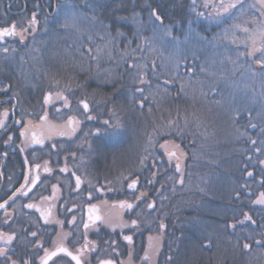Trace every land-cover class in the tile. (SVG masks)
Instances as JSON below:
<instances>
[{"label": "flooded vegetation", "instance_id": "flooded-vegetation-1", "mask_svg": "<svg viewBox=\"0 0 264 264\" xmlns=\"http://www.w3.org/2000/svg\"><path fill=\"white\" fill-rule=\"evenodd\" d=\"M86 3V0H0V28L15 23L17 32L27 29L23 32V41L20 35L0 39V121L3 122L0 124V204H4L0 208V250L7 252L6 256H0V264H11L13 260L16 264H41L45 250L57 252L48 264H76L72 255H77L81 264L102 261L185 264L186 253L183 252L184 259L180 260L184 249L178 248L185 241L199 245L195 264L236 263L237 257L232 254L239 243L236 217L231 209L230 198L234 194L229 189L231 172L228 176L222 174L220 154L213 171L217 181L215 231L211 234L168 231V148L163 152L156 148L149 153L139 151L126 169L115 170L111 165L112 154L121 153L127 131L124 123H120L121 127L113 132L111 125L116 123L105 124V115L99 111L94 113L101 106L93 109L88 100L100 90L92 88L91 73H49L46 78L38 71L40 67L35 65V58L29 56L32 44H38L39 38L58 30L61 12L72 6L84 11ZM204 4L195 11L202 30L211 31L214 36L218 30L230 29L236 24L233 16L237 11L232 10L220 23L208 18L206 10L210 8ZM33 13H36V24L29 27ZM244 17L250 30L254 20L264 21L260 12L251 6ZM245 46L244 60L236 61L235 65L243 61L245 73L249 75L245 82L248 89L256 91L257 86L263 85L264 91V72H252L253 56L248 55L252 44L245 43ZM201 56L182 58L184 75L190 73L203 78ZM238 71L234 72V80L242 75ZM254 79L262 82L253 86ZM222 83L215 87L214 93H219ZM46 95L49 96L47 103ZM81 101L88 103L87 111ZM252 111L253 108L246 109L241 113L242 119L234 123H258L250 119ZM133 130L136 131L135 125ZM149 132L154 140L156 129L153 127ZM187 161L188 157L182 158L181 164ZM26 175L38 177L36 183L26 182ZM133 180L136 186L129 188ZM21 185L26 187L21 189ZM149 203L153 208L147 207ZM29 204L33 207H27ZM128 204L133 207L128 208ZM134 219L136 226L131 224ZM161 223L165 225L163 229L159 227ZM32 232L37 235L33 237ZM9 235L14 238L6 243ZM125 236L132 237L131 244ZM209 236L213 242L204 241ZM61 248L67 252L59 251ZM217 248L221 249L215 253ZM240 249L247 254L248 249L242 245Z\"/></svg>", "mask_w": 264, "mask_h": 264}, {"label": "rangeland", "instance_id": "rangeland-1", "mask_svg": "<svg viewBox=\"0 0 264 264\" xmlns=\"http://www.w3.org/2000/svg\"><path fill=\"white\" fill-rule=\"evenodd\" d=\"M166 2L167 0H154V5L159 11L167 13L168 5H166ZM212 2L214 0L209 1L210 4ZM190 3L192 6L187 10L190 11V14L192 12L195 14L197 13L195 12L197 7L202 6L205 0H192ZM254 3L255 0H241L237 8L233 9L235 11L239 10L233 16L234 19L236 18V24L234 25L247 27L243 21L245 11L248 10L249 6L257 10L256 7L252 6ZM209 8L210 10H206L207 13L212 11L211 7ZM86 14V11L79 10L76 6L66 8L61 12L57 23L58 30L50 32L47 37L39 38L36 41L38 44L34 43L30 46L29 56L35 58L34 61L37 62L35 65L40 67L38 71L42 72L44 77L47 78L49 73L60 75L73 72L82 73L89 64L86 61V57L89 55L95 57L92 63L94 69L92 71L93 78H102L101 82H104L107 76L113 82V79L117 77L116 71L118 67L114 64L115 50H112V45L115 47L120 40L116 39L115 41L114 37L110 39L109 32L106 33L99 30L98 24H94L97 22L91 20ZM199 18L198 16L195 17L197 23H199ZM256 22L257 20H254L253 24ZM257 23L252 26V31L259 27L260 21ZM150 30L153 35L151 34L152 36L144 38V41L149 42V45L145 46L144 41L141 40L138 44V47L140 46L138 49L140 56L130 53L133 55L132 58L135 56L141 57L148 50V56L154 55L151 58L156 60V64L154 62L148 63L147 60L145 63L141 61V64H139L140 75L144 79L143 82L140 80V85L138 83L136 89H142V91H139L140 96L146 100L141 104V107L132 106L131 92L124 88L120 90L121 101L117 104V111L108 112L109 117L111 116L109 122L117 123L119 121V123H124L127 131L123 137L124 148L121 153L120 151H115L112 154L111 165L115 170L119 167L126 169L127 166L131 165L139 151L141 153H149L155 151L156 148V151L163 152L165 148H168V151L172 149L179 154L182 151L179 148L177 149L176 145L170 140L174 136H168L175 132L181 134L182 129L184 131L187 129L193 131V137L199 140L200 144H204L205 148H213L214 145L217 147V144L221 142L229 143L233 138L237 139L242 133L236 135L237 129L233 121L235 113L239 112L235 117L238 120L239 118L242 119L243 116L240 112L246 109L253 108L257 112L260 108L264 110L263 85L257 86L256 91L248 89L245 82L249 79V75L245 73L247 69L243 68V61L235 65L236 61L244 60L245 58L246 51L244 53L242 51L246 48L245 43L248 46L251 44L249 35L243 32L241 28H235L227 34L225 31L220 32L218 30L208 43L201 41L200 35L197 38L192 28H189L186 36L181 31V36H177V38L171 35L170 29L165 26L161 28L160 26H155V28ZM260 46L258 41L256 47L259 48ZM172 50H175L178 55L197 52L190 55L193 57H201L200 54L203 53V78L198 79L197 75L192 76L190 73H186L185 76H187L188 82L183 80L181 66L185 61L184 59H179L176 53L173 52L171 54ZM261 53L264 52L257 51L253 55V62H251L253 73L256 71L264 72V65L256 63L257 60L264 56ZM101 59L109 61V63L103 64ZM173 59L175 61L178 60L179 64L178 62L176 64L173 63ZM116 60L119 61L117 58ZM172 64H175L174 71ZM124 65L122 64L120 71L131 72L132 69L124 68ZM133 68L134 70L129 77L130 80L137 76L135 71L138 67L133 66ZM235 71L242 72V75H238L239 79L237 80H234ZM176 78L180 87H187L178 89L176 95H172L169 89L171 90L174 84L170 83V81L172 82ZM157 79L159 80L157 81ZM160 80H163V82H160ZM259 81L262 82L260 79H254L251 85H257ZM169 83L170 86L168 88L167 84ZM219 83H222L219 87V93L218 91L214 93L213 90ZM215 97L219 98L215 100ZM94 113L97 114V110ZM103 114L108 117L106 113ZM250 119H255L254 115ZM258 120H260V117H258ZM170 121L172 122L171 124L169 123ZM161 123H168V128ZM256 124L251 123L250 125L254 126ZM134 125L136 128L135 132L134 130L132 131ZM153 127L156 129V134L153 133L154 137H156L154 140H152L149 132ZM157 128L163 131H158ZM162 132L164 133L160 135ZM165 135L168 137L166 140H164ZM161 145H166V147H161ZM257 147L264 148L263 144ZM228 150V148H219L217 151L227 152ZM184 155L190 157L189 154ZM212 155L204 150H198L196 156L193 155V159L190 158L187 163L180 166V172H177L175 166H171L174 164L175 158L170 159L168 155V218H172L173 222L177 224V228H172L171 232L179 231L178 229L182 228L183 222L189 224L198 221L195 216L192 217V220L187 219L190 215L184 216L187 215L185 214L186 211L197 208L195 206L196 203H191V198L196 196L191 194V191L204 188L215 192V189H217L215 177L207 175V178L204 174H208L209 171L203 170L201 173L197 169V167L205 168V166L209 165V162H214V159H211ZM175 173H179V176ZM181 180L183 183H180ZM204 206H207V203H204ZM178 248L184 249L181 251L180 260L184 259L182 254L186 253L185 264L196 263L197 255L200 253L197 243L181 242ZM220 249L217 248L215 253H218ZM257 251V249H254L253 253L247 252L246 256H242L237 248V253L234 252L232 254L237 257V262H234V264H255L256 259L259 257Z\"/></svg>", "mask_w": 264, "mask_h": 264}, {"label": "trees", "instance_id": "trees-1", "mask_svg": "<svg viewBox=\"0 0 264 264\" xmlns=\"http://www.w3.org/2000/svg\"><path fill=\"white\" fill-rule=\"evenodd\" d=\"M86 1L87 3L84 6V11L87 12L86 15L91 20L97 22L94 24H98L99 30L105 31L106 33L109 32L108 34H110V39L114 37L115 41L116 39L120 40L115 47L111 44L112 50H115L114 64L118 67V70L116 71L117 77L113 79L112 82V79L109 80L106 76L105 81L101 82L102 78H93L92 76V88L96 90L98 89L100 91L94 92L91 99L88 100L90 103H92L93 109L96 106H101V109L98 108L97 111L106 113L108 115V117H106L107 121H110L111 119V116L109 117L108 112L117 111V104L121 101V97L119 96L120 90L125 88L131 92L132 106L141 107V104H143L144 100H146L145 98L140 96V92L136 89V85H138V83L140 85L139 78L141 77L139 64H141V61L145 63L146 60L148 63L154 62L156 64V60L154 58H151L154 57V55L148 56V50L145 52V54H142L141 57L135 56L132 58V56L136 54L139 55L138 49L140 46L138 47V44L140 40L144 41V38L153 35L150 30L151 28H155V26H160V28L164 26L168 27V29H170V34L174 35L176 38L177 36H181V31L183 35L185 33L186 36L189 28H192L196 37L198 38V35H200V39L201 41L203 40L204 43H208L214 37L211 31L202 30L196 20H194L197 16V13L196 15L188 14L189 11L187 9L192 6V4L190 3V1L192 0H167L166 5H168V7L166 9V12L168 13V16L167 13L159 11L158 8H156V6L154 5V0ZM152 9L157 10L158 14L161 16V21H156L155 18L151 16ZM236 11L238 12L239 10ZM193 20L194 24L191 23ZM258 21L260 20H257V22ZM257 22L254 24H258ZM225 30L226 29H224L223 32ZM178 38L180 39V37ZM144 43L145 46L149 45V42L144 41ZM173 52L176 53L175 50H172L171 54H173ZM130 53H132L133 55H131ZM196 53L197 52H188L186 54L179 55L176 53V55L179 59H182L183 57L190 56ZM200 55H203V53H201ZM116 58L119 61H117ZM93 60H95V57L92 55L86 57V61L89 64L87 67H85L84 72L82 73L90 72L91 75H93ZM107 62L109 63V61H103L101 59V63L108 64ZM117 62L119 65L117 64ZM177 62L178 60H174L173 63L176 64ZM122 64H125L123 66L124 68L127 67L128 69H132L131 72L120 71L122 69ZM131 64L132 66H130ZM175 64H172L173 71L175 69ZM201 65L203 64L201 63ZM133 66L138 67L135 71V74H137V76L130 80L129 77L134 70ZM74 73L76 72H73V74ZM184 74V71H182L181 76L183 80L188 82L187 76H185ZM197 78L200 79V77ZM107 80H109L110 83L107 82ZM158 80L159 79H157V81ZM177 80L178 79L176 78L174 81H170V83L174 84L171 90L169 89L172 95H176L178 89L183 87L179 86V82ZM160 82H163V80H160ZM170 83L167 84L168 88L170 86ZM186 87L187 86H184L183 88ZM218 98L219 97H215V100ZM102 105H104L105 108H103ZM242 112L244 111H241L240 113ZM237 113H235L234 115V120H236L235 117ZM251 114L254 115L256 119H253V121H258L257 124L255 123L256 125L252 126L250 125L251 123H235L237 129L236 135L242 132L239 137L237 139L233 138V140L229 143L221 142L223 143V145H221V143H218L217 147L216 145H214L213 148L210 147L211 149L209 147L205 148L204 144H200L201 142L193 137V131H191L190 129H187L185 131L184 129H182L181 134L175 132L174 134H169L168 137L172 135L174 136L172 137V139H169L176 146H179L178 148L180 149V151L184 152L182 158H187L188 156L186 157L184 154H189L190 157H188V160L190 158L193 159V155L196 156L198 150H204L208 154H213L211 159H214V162L215 159H217V154H220L219 157L222 161V174L228 176L227 173L229 174V171L231 172V184L229 189L233 191L234 194L231 195L230 200L232 203L231 209L233 215H235L236 217L235 231L238 235V248H240L243 243H248L250 245V247L248 248L249 253H253L254 249L258 250L257 252L259 253V257L256 259L255 264H264V204L256 203V201L261 198V194L264 193V164L260 163V161L264 160V148L261 149L257 147L261 144H263L264 146V120H261L264 119V110L260 108V110L257 112L253 109ZM258 117H260V120H258ZM161 124L165 125V127H168V123ZM157 129L158 131H163L159 130V128ZM242 129H244V131H242ZM163 133L164 132L158 134L162 135ZM253 141L255 143H253ZM219 148H228L229 150L227 152H219L217 151ZM170 151L173 150L170 149L168 152ZM182 158L179 160V162H176L177 159L175 158V160L173 161L174 164L171 166L176 167L177 163H179L180 166L184 165L181 164ZM214 162H209V165L205 166V168L197 167V169L200 170L201 173L203 172V170H207L209 171V173L204 175L213 176V171L215 170ZM249 172L252 173L251 176L248 175ZM175 174L179 176V173ZM237 193H239V196L237 195ZM191 194L196 195L191 198V203H196L195 206L197 208L195 210L193 209L186 211L185 214L187 215L184 216L190 215L187 218L190 220H192V217L195 216L198 221L189 224L187 222H183L184 224L182 225V228L178 229L179 231L177 232L197 233L199 231H204L208 234L213 233L215 231L213 220L214 210L216 208V191L212 192L209 189L206 190L202 188L196 189L193 192L191 191ZM204 203H207V206H204ZM245 213L248 217H250V219H245ZM200 218H204L203 221H201ZM173 221L174 220L172 218H168V231H170L172 228H177L176 222ZM205 240L213 242V239L210 236L209 239H204V241ZM238 252L242 256H246V254H243L244 252L241 249L238 250Z\"/></svg>", "mask_w": 264, "mask_h": 264}, {"label": "snow or ice", "instance_id": "snow-or-ice-1", "mask_svg": "<svg viewBox=\"0 0 264 264\" xmlns=\"http://www.w3.org/2000/svg\"><path fill=\"white\" fill-rule=\"evenodd\" d=\"M240 3H241V0H214V2H212L210 4L208 2V0H205L204 7L205 8L211 7V9H212V11H210L208 13V18L215 19V20H217V22L222 23V22H224V18L229 17L232 13V10L236 9L237 5ZM252 6L257 8V11L260 12L261 17H264V0H255V3ZM241 7H242V5H241ZM198 15H204V13H199ZM151 16L154 17L156 21H161V16L158 14L156 9H152ZM35 24H36V13H33L32 18L29 21V27H33ZM16 28H17V25L15 23H13L9 27L0 28V39H2L5 36L20 35L21 40L23 41V32L27 31V29L21 28V31L17 32ZM235 28H241V30L243 32H245L246 34L249 35V38H250L251 44H252L251 51L248 52V55L250 57L253 56L257 51L264 52V21H261L259 23V27L255 31L250 30L248 27H241L240 25H232V27L230 29L225 30L226 34ZM258 41L261 45L259 48L256 47ZM4 51L6 52L7 49H4ZM256 63H258L260 65H264V56H262L259 60H257ZM143 79H144L143 76H141L140 77L141 82H143ZM137 91H142V89H137ZM61 98H63V97H61ZM44 101H45V103H47L49 101L48 95H46L44 97ZM81 103L83 104L84 110L87 111L89 108L88 103L85 101H81ZM5 115H6V113H5ZM89 118H91V117H89ZM2 123L3 122L0 121V124H2ZM70 123H71V121H70ZM169 123L171 124L172 122L170 121ZM105 124H110V122L105 121ZM120 127H121V124L119 123V121L115 125H111V129L113 132H115ZM21 135H24V133L22 132ZM11 139L12 138L9 137V140H11ZM253 143H255V142L253 141ZM161 147H166V145H161ZM176 147L178 149L179 146H176ZM168 155H169L170 159L174 157L179 161L182 158L183 153L180 152L178 155L177 151H170L168 153ZM141 163H143V160L141 161ZM260 163L264 164V160L260 161ZM176 170H177V172L181 171L179 163H177ZM62 171H64V169H62ZM248 175L251 176L252 173L249 172ZM37 179H38V177L33 178V177H29L27 175L25 176V181L27 182L30 180L33 185L36 183ZM76 179H77V186H79L80 178L77 177ZM180 183H183V181L181 180ZM135 186H136L135 180H133L132 183H130L128 185L129 188H134ZM25 187H26V185H21V189H23ZM21 189H17V191L19 192V191H21ZM24 194L26 195L27 193H24ZM13 195H15V193ZM142 195H143V193H142ZM237 195L239 196V193H237ZM9 199H11V197ZM137 199H139V197H137ZM5 203H7V202H5ZM256 203L264 204V193L261 194V198L258 199L256 201ZM3 207H4V204H0V208H3ZM27 207L31 208V207H33V205L29 204V205H27ZM127 207L132 208L133 206H132V204H128ZM147 207L149 209H151V208H153V204L149 203L147 205ZM245 219H250V217H248L246 213H245ZM131 224L133 226H136L137 221L134 219L131 221ZM84 226H85V228L88 227L87 224H85ZM159 227H160V229H163L165 227V225L163 223H161ZM0 235H2V234H0ZM31 235L33 237H35L37 234L35 232H32ZM13 238H14L13 235L7 236L6 243L12 242ZM124 239L126 241H128L129 244H131V242H132L131 236H125ZM112 243L114 244L115 241H113ZM243 247H244V249H248L250 247V245L248 243H245L243 245ZM59 251L67 252V250L64 248L59 249ZM67 254L72 255L71 253H67ZM6 255H7V252L5 250H0V256H6ZM56 255H57L56 251H52L49 253L47 250H45V256L41 259V264H48V261L51 260L52 257H54ZM147 258H148V255L146 253L145 259H147ZM72 259L76 261V264H81V260L78 258L77 255H72ZM11 264H16V261H14V260L11 261ZM24 264H27V262H24ZM101 264H112V262L111 261H102Z\"/></svg>", "mask_w": 264, "mask_h": 264}]
</instances>
